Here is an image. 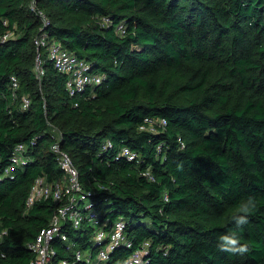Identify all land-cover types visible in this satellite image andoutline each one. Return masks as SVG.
<instances>
[{
  "label": "trees",
  "instance_id": "1",
  "mask_svg": "<svg viewBox=\"0 0 264 264\" xmlns=\"http://www.w3.org/2000/svg\"><path fill=\"white\" fill-rule=\"evenodd\" d=\"M8 29L14 36L0 40V264L33 259L28 245L53 216L52 199L30 207L26 199L36 178L61 177L55 142L87 195L76 208L80 224L65 219L59 233L84 247L90 209L100 222L124 224L123 241L98 264H125L141 246V264H264V0H0V35ZM39 34L88 62L102 83L69 97L46 49L36 50ZM147 116L166 125L139 130ZM20 143L25 161L12 165ZM51 244L56 258L72 257L60 236ZM101 249L95 239L91 256Z\"/></svg>",
  "mask_w": 264,
  "mask_h": 264
},
{
  "label": "built area",
  "instance_id": "2",
  "mask_svg": "<svg viewBox=\"0 0 264 264\" xmlns=\"http://www.w3.org/2000/svg\"><path fill=\"white\" fill-rule=\"evenodd\" d=\"M31 8L39 14L43 24H45L46 18L41 11L35 9L34 2H31ZM101 20L104 22L106 19ZM3 24L6 26L7 22L3 21ZM116 32L121 35L124 34V26L122 24L117 25ZM13 36V31L8 29L0 35V40L12 38ZM34 45L37 52H39L41 47L46 49L47 58L52 63L53 68L65 77L64 89L69 97L80 98L83 93L88 90L90 91L102 83L103 76L100 72L93 70V67L88 62L63 48L59 42L48 39L46 35L39 34L34 38ZM34 72L38 80L44 73L41 60L39 59V53L35 60ZM9 82L11 95L15 98L16 91L19 88V82L15 75L10 76ZM28 105L29 99L23 96L21 99V107L26 108ZM77 105L78 102L75 100L73 106ZM165 125V119L147 116L143 118V123L139 126V130L156 133L159 128H164ZM50 149L56 153L58 165L63 173L59 179L52 181L47 180L45 177L36 178L29 190L26 205L30 207L36 202L52 199L56 203V209L48 226L40 230L35 240L28 245L34 254V258L27 264H78V261L81 260L80 249L74 251L70 259H58L55 257V250L51 242L54 236H60L61 240L66 242V247L72 249L74 242L70 243L65 234L59 233L60 224L65 219L72 222L74 226L80 224L83 219L82 212L76 208L80 203L86 202L87 195H85V192L81 188L78 171L71 157L60 149L57 142L53 143ZM25 152L26 145L22 143L17 144L11 156L12 165L23 164L25 161ZM121 153L129 160L134 158V154L128 148H122ZM144 174L151 178L148 171ZM84 206L87 210L90 209L89 203H85ZM86 218L92 226L95 239L99 246L101 247L102 244H107L106 248L99 250L97 253L96 259L98 264L108 258V253L113 246L123 241L124 224L120 219H116L110 225L105 222H100L96 211L93 209L88 211ZM6 232V228H3L0 231V238ZM130 245L129 242L126 243V247H130ZM143 249L144 246H141L132 251L125 261V264H141Z\"/></svg>",
  "mask_w": 264,
  "mask_h": 264
},
{
  "label": "rangeland",
  "instance_id": "3",
  "mask_svg": "<svg viewBox=\"0 0 264 264\" xmlns=\"http://www.w3.org/2000/svg\"><path fill=\"white\" fill-rule=\"evenodd\" d=\"M82 207V205H80V208ZM89 236V241L85 244L84 247H82V244H80L78 241H73L74 245L72 246V252L76 251V250H81V260L85 263V264H96L97 263V259L96 256H91V250L94 248V233L93 235L88 234ZM72 243V242H70ZM107 244H102L101 248H106ZM100 247V246H99Z\"/></svg>",
  "mask_w": 264,
  "mask_h": 264
},
{
  "label": "clouds",
  "instance_id": "4",
  "mask_svg": "<svg viewBox=\"0 0 264 264\" xmlns=\"http://www.w3.org/2000/svg\"><path fill=\"white\" fill-rule=\"evenodd\" d=\"M255 207H256V205L254 204L252 208H250V209H248V208H244L243 210L246 211V212H250V211L254 210ZM241 222H243V223L246 222V218L243 217ZM237 225H239V224H237ZM234 250H235V249H234ZM238 251H240L241 253H243V252L247 251V249H246V247L241 246V247L238 249Z\"/></svg>",
  "mask_w": 264,
  "mask_h": 264
}]
</instances>
